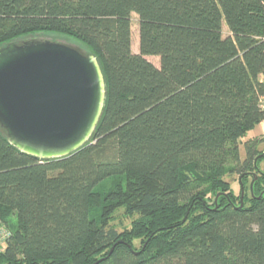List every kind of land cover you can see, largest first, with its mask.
I'll return each instance as SVG.
<instances>
[{"label":"trees","instance_id":"16d2710c","mask_svg":"<svg viewBox=\"0 0 264 264\" xmlns=\"http://www.w3.org/2000/svg\"><path fill=\"white\" fill-rule=\"evenodd\" d=\"M42 33L98 59L106 103L62 159L0 130V264H264V135L240 151L264 120V0H0V46Z\"/></svg>","mask_w":264,"mask_h":264},{"label":"water","instance_id":"95a60500","mask_svg":"<svg viewBox=\"0 0 264 264\" xmlns=\"http://www.w3.org/2000/svg\"><path fill=\"white\" fill-rule=\"evenodd\" d=\"M106 97L103 70L91 53L45 39L0 46V130L22 153L52 160L80 150Z\"/></svg>","mask_w":264,"mask_h":264},{"label":"rangeland","instance_id":"374dc122","mask_svg":"<svg viewBox=\"0 0 264 264\" xmlns=\"http://www.w3.org/2000/svg\"><path fill=\"white\" fill-rule=\"evenodd\" d=\"M224 33L227 34L228 29L225 27L224 28ZM226 36V35H225ZM30 39H45V40H49V41H53V42H57V43H62L68 46H71L83 53H85L86 49L85 47L77 42L76 40L67 37L65 35H61V34H55V33H42V34H36V35H32L30 37H23L17 40V42H22L25 40H30ZM132 50L135 54L139 53V22H138V16L133 15L132 16ZM150 62H152L155 66L160 67V59L158 57H148L147 58ZM263 136V135H261ZM256 137V138H260ZM251 139H255V138H251ZM247 139H244L241 142V147H240V151H241V156L242 159L244 157V142ZM259 150L262 152V155H264V145L261 144L259 146ZM259 168L264 171V160H262L259 164ZM229 181H236L235 183H233V189L235 192H239L240 190V186L239 184H237V180H238V176H234V177H229L228 178ZM113 220H112V225L115 226L119 231H123L125 228H129L130 226V222L131 219L128 218L126 216V214L124 213L123 209H119L117 210L114 215H113ZM11 223L13 225L16 224V219L12 217V220H10ZM138 244V243H137ZM139 247V246H138Z\"/></svg>","mask_w":264,"mask_h":264},{"label":"built area","instance_id":"2783aa9c","mask_svg":"<svg viewBox=\"0 0 264 264\" xmlns=\"http://www.w3.org/2000/svg\"><path fill=\"white\" fill-rule=\"evenodd\" d=\"M264 42V39H263ZM262 108L264 110V97L262 98ZM264 125V120L262 121ZM10 230L0 221V249L5 247L7 240L10 238Z\"/></svg>","mask_w":264,"mask_h":264},{"label":"crops","instance_id":"0c3cea01","mask_svg":"<svg viewBox=\"0 0 264 264\" xmlns=\"http://www.w3.org/2000/svg\"><path fill=\"white\" fill-rule=\"evenodd\" d=\"M261 135H264V125L262 123L259 124L255 129L250 131L245 139L248 140V139H251V138L259 137Z\"/></svg>","mask_w":264,"mask_h":264}]
</instances>
